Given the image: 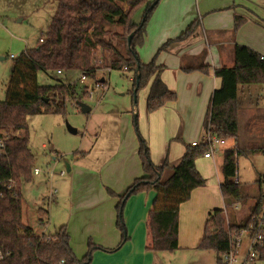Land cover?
<instances>
[{"label":"trees","instance_id":"1","mask_svg":"<svg viewBox=\"0 0 264 264\" xmlns=\"http://www.w3.org/2000/svg\"><path fill=\"white\" fill-rule=\"evenodd\" d=\"M155 0H55L54 12L47 32L34 47L25 48L14 57L7 99L0 101V139L4 145L0 148V264H86L92 263V249L83 259L74 252L67 225H61L55 234L38 232L24 222L23 185L33 180L36 168V156L31 148L27 118L30 114L63 110L67 100L77 102L81 95L77 82H68L75 71L96 75L94 65L95 50L102 48L106 63L104 68L134 71V90L139 78L138 90L151 83L147 108L153 112L170 101L177 94L170 90L161 77L163 66L154 61L142 62L139 47L145 42L146 27L158 3ZM122 3H126L124 7ZM144 7L140 20L134 19L139 7ZM246 20L236 14L235 33ZM201 22L194 21L177 38L169 39L160 50H167L173 43L187 41L199 34ZM122 27V32L114 30ZM136 31L131 45L128 37ZM209 52L204 49L198 55L184 56L181 68L185 72L200 70L208 73L211 65L207 58ZM264 55L256 49L234 44V62L215 68V75L221 79V85L213 92L211 105L206 118V129L223 138L237 137L239 134V97L242 87L255 84L264 85ZM63 69L66 77L57 74ZM39 71H44L55 80L54 84H41ZM264 121V116L262 117ZM204 141L188 145L180 162L170 166L167 159L156 165L150 154V146L140 136L139 156L144 174L135 179L123 193L114 196L120 198L118 225L124 232L123 211L126 200L142 190L152 188L156 191L154 207L150 212L151 244L153 251H175L179 248L180 206L188 200L192 191L207 182L197 168L196 160L208 151ZM256 153H264V143L252 142L225 149L222 166V194L228 212V220L223 215L225 209H214L206 222L201 239L202 248L215 249L219 254V264H226L224 255L230 248V232L247 228L253 222L254 215L262 212L264 204L263 181L256 193L247 192L236 181L238 158ZM169 171L167 178H163ZM255 198L250 215L237 222L232 213L238 203ZM125 200V201H124ZM50 212L45 206L39 208V222L45 225ZM264 259V246L259 249L258 260Z\"/></svg>","mask_w":264,"mask_h":264},{"label":"crops","instance_id":"2","mask_svg":"<svg viewBox=\"0 0 264 264\" xmlns=\"http://www.w3.org/2000/svg\"><path fill=\"white\" fill-rule=\"evenodd\" d=\"M3 2H0V6ZM255 10H258V13L260 11V15ZM236 14L244 16L246 20L233 33ZM198 19L201 22L198 36L187 41L175 42L172 44L174 47L170 49L173 52L182 49L180 61H177L178 64L174 69L177 79L175 81L173 78L174 82L177 83L179 79V82L188 88L197 84L198 89L204 94L200 99L201 106L196 111L192 110L196 119L191 117L193 122L189 125V133H186L185 138L176 135L171 128L167 129L166 125L160 126L159 120L155 122L154 128L148 126L145 135L150 146L151 159L156 165L162 164L165 159L170 166L177 164L188 145L202 141L207 130L205 122L213 92L221 85V79L215 75L214 70L223 65L233 64L234 44L248 45L260 50L264 55V0H160L148 21L145 42L138 49L139 55L143 60L151 58L160 46L169 39L177 38ZM204 49L209 52L207 61L211 65L207 79L200 70L183 71L181 64L184 56L198 55ZM231 56L233 61L228 60ZM161 77L166 84L172 85L171 77L166 71H163ZM259 100L260 98L254 105L256 108L259 107ZM171 104L175 102L170 101L153 112H149L147 108V112L153 114ZM177 110L181 109L177 107ZM132 111L135 113L134 107ZM261 114L264 116V112ZM232 144L230 148L235 146L234 143ZM139 146L140 142L135 139L134 132L131 131V135H127L124 139L120 133L113 145L114 149L109 152L118 155L112 161L106 160L101 166V170L106 167L111 171L109 176L105 178V172L93 170L83 173L85 177L81 178L84 179V183L88 182L84 189L86 196L81 202L85 207L75 209L70 221L64 223L67 225L76 255L80 259L86 256L89 250L86 237L92 235L98 246L92 254L91 264H219V254L215 249L200 246L210 213L216 208H226L221 189L223 173L220 174L219 171V165L222 170L223 160L218 161L216 157L218 151L214 157L201 155L196 160L197 168L207 182L204 186L194 189L190 198L180 206L177 250L153 251L149 248L152 239L149 219L156 197V191L152 188L132 194L126 200L123 217L127 233L122 243L124 232L118 225L117 208L120 198L110 194L111 191L117 194L123 193L135 179L144 174V168L137 156ZM226 148L227 141L220 150ZM171 150L179 153L180 156L175 160L170 159ZM78 166L77 163H73L70 166V171L73 172L70 179L62 182L72 190L75 179L81 174L77 170ZM168 175L169 171H165L163 178H167ZM62 198L67 200L66 193ZM222 201L224 205L221 206Z\"/></svg>","mask_w":264,"mask_h":264},{"label":"rangeland","instance_id":"3","mask_svg":"<svg viewBox=\"0 0 264 264\" xmlns=\"http://www.w3.org/2000/svg\"><path fill=\"white\" fill-rule=\"evenodd\" d=\"M54 1L0 0L3 2L0 6V101L7 99L5 91L9 85L14 64L12 56H18L27 47L36 46L39 38L47 32L54 12ZM122 5L127 6L126 3H122ZM143 10L144 7L141 6L135 11L136 20L142 16ZM255 11L258 13V10ZM258 14L260 15V11ZM114 30L122 32L123 29L115 26ZM171 46L167 50H160V46L158 51L147 60H143L140 56L144 63L154 61L157 65L163 66L161 75L163 71H166L171 77L172 85L167 83V86L177 94V99L174 101L175 104H171L167 108L153 114L147 112L146 99L152 81L137 91L136 102H134V71L125 68L109 71L108 68H104L106 58L103 49L98 48L95 50L94 65L100 68L96 75L89 77L85 82H77L81 95L80 101L86 102L92 107L90 112H83L81 107L77 106L76 101L67 100L63 110L44 111L43 109L42 112L28 116L31 148L36 156L35 166L40 169V172L38 174L33 172V180L23 185V218L27 224L37 230H43L47 234H55L61 225L70 221L75 209L84 208L85 205H81V202L86 196L84 189L88 182L84 183V179L81 177H85L83 173L91 172V170L105 172V178L109 176L111 171H108L106 167L101 170V166L106 163V160L112 161L118 155V153L109 152L114 149L113 145L120 133L124 139L127 135H131L132 131L138 142L142 136L148 143L145 132L148 126L154 128L155 122L157 123L159 120L160 126L166 125L167 129L171 128L176 135L185 138L186 133H189L188 127L193 122L191 117L196 119L192 110L196 111L200 108V99L204 94L198 89L197 84L188 88L181 84L179 79L177 83L174 82L177 80L174 69L178 64L177 61H180L182 49L173 52L170 48H173L174 45ZM257 51L261 53L260 50ZM227 56L229 55L227 54ZM228 60L233 61V57H229ZM202 73L206 75L204 77L207 79L208 74ZM103 78L105 82L101 86H96V80L100 81ZM38 80L45 85L55 82L50 74L44 71H39ZM88 89L89 91H87ZM258 98H260L259 107L256 108L254 105ZM239 106V134L234 138L223 136L227 141V148H230L232 143L236 146L237 141L243 145L254 141L264 143V121H262L261 114L264 112V85L255 84L242 87ZM133 107L136 110L135 113H138L137 120H135V113L132 111ZM177 107L181 110L178 111ZM69 125L76 128L77 133L71 132ZM224 153L225 149L218 150L216 157L219 162L224 160ZM137 156L141 164L139 152H137ZM179 156V153H174L171 150L169 158L175 160ZM73 163L79 165L77 170L81 174L75 179V186L72 190L70 186H65L62 182L70 179L73 172L67 171V165L71 166ZM63 170L67 173L62 174ZM219 171L222 174L220 165ZM263 180L264 153L238 158L236 181L240 182L245 191L256 193L260 188L259 181ZM262 187L264 188V185ZM55 188L57 192L51 196V192ZM64 193L67 195V200L62 198ZM110 195L114 196L112 191ZM255 203L256 199L250 198L246 202L236 204L232 208L236 221L239 222L247 218ZM222 205H224L223 201ZM41 206H45L50 211L49 221L45 225L39 222ZM261 210H264V204ZM223 215L228 220L229 214L226 208ZM86 240L87 248L94 252L98 246L96 240L92 235H88ZM258 262V264H264V259Z\"/></svg>","mask_w":264,"mask_h":264},{"label":"built area","instance_id":"4","mask_svg":"<svg viewBox=\"0 0 264 264\" xmlns=\"http://www.w3.org/2000/svg\"><path fill=\"white\" fill-rule=\"evenodd\" d=\"M43 40V37H40ZM12 57H15L14 55ZM264 57V56H263ZM110 71V68H108ZM127 69V67L125 68ZM57 74L62 77H66V73L63 69H58ZM89 76L80 71H75L70 74L68 82H85ZM104 79V78H103ZM98 81V82H97ZM105 80H96V86H101ZM94 88V86H93ZM89 91V89L87 90ZM208 144V151L205 153V157H214V154L222 149L226 139L219 137L212 133L208 128L202 139ZM199 142H194L196 145ZM4 145V141L0 139V148ZM39 168H35L34 173L38 174ZM66 171H62L64 174ZM237 180V178H236ZM264 185V180H263ZM264 190V188H263ZM57 192L56 189L52 190L51 196ZM253 222L247 228L240 230H234L230 232V248L224 255V261L226 264H257L259 258V249L264 246V210L261 214L254 216Z\"/></svg>","mask_w":264,"mask_h":264},{"label":"water","instance_id":"5","mask_svg":"<svg viewBox=\"0 0 264 264\" xmlns=\"http://www.w3.org/2000/svg\"><path fill=\"white\" fill-rule=\"evenodd\" d=\"M158 1L159 0H155L153 3H152V5H151V7H154L155 5H156V3H158ZM135 33H136V31H133L130 35H129V37H128V43H129V45H131V43H132V39H133V37H134V35H135ZM139 78H140V74H138V76H137V85H136V87H135V90H134V101L136 102V94H137V91H138V88H139ZM104 79H102V81H103ZM79 106L81 107V110L83 111V112H85V113H88V112H90L91 110H92V107L90 106V105H88L86 102H80L79 103ZM135 119H137V113H135ZM69 130L71 131V132H73V133H77V129L76 128H74V127H72L71 125H69ZM68 167H67V171H70V165L68 164L67 165ZM125 201V200H124ZM123 224H124V221H123ZM127 232H126V230H125V234H126ZM81 264H86V262H82Z\"/></svg>","mask_w":264,"mask_h":264}]
</instances>
